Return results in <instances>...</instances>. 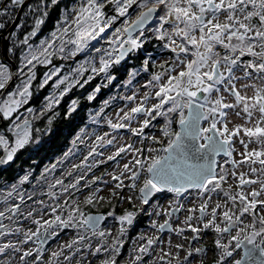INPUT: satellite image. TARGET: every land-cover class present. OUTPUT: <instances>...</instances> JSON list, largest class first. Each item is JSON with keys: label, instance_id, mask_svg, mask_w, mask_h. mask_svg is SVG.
Returning a JSON list of instances; mask_svg holds the SVG:
<instances>
[{"label": "snow or ice", "instance_id": "obj_1", "mask_svg": "<svg viewBox=\"0 0 264 264\" xmlns=\"http://www.w3.org/2000/svg\"><path fill=\"white\" fill-rule=\"evenodd\" d=\"M24 3L25 0H11V5ZM57 3L58 0H50L53 6ZM106 5L114 6L118 15L107 16ZM46 6V0H41V4L35 6L34 10L41 11L42 15L36 19L33 30L21 43L28 44V38L37 34L44 17L48 15ZM7 11L8 7H5L0 10V15ZM73 13L70 21L68 15H64V26L51 33V39L40 41L38 47L28 44L22 63L30 75L0 102L3 117H12L28 103L32 97V82L36 79L33 69L36 64H51V58L57 53L62 54L61 58L64 59L88 53L69 75L56 81L57 88L66 84L60 93L62 98L74 85L83 87L97 75L103 74L109 83L115 80L116 75L112 70L130 54L144 49L151 35L157 40L166 41L164 47L170 49L175 58L164 61L159 65V71L151 73L142 97H138L139 89L121 97L133 102L134 106L127 110L121 108L115 114L116 121L108 117L106 123L113 131L128 129L133 135L141 137L143 142V139L149 138L144 130L152 121L163 117L165 123L161 132L167 138V144L160 149L137 148L132 144L117 147L107 160L114 161L121 154H131V159L123 164L118 175H112L117 182L112 194L118 195V190L125 187L137 190L139 195L135 199L142 206H147L158 193L167 191L179 198L189 189H196L198 204L185 208L179 199L169 201V207H158L154 213L167 218L163 223L152 221L153 227L160 233L173 232L185 240L188 237L183 234L187 230L194 234L192 240L199 239L202 231L211 230L216 234L214 245L219 251L215 264H264V0H82ZM120 17L125 19L107 38L108 47H92L91 42L112 28ZM153 21L157 22L154 29L146 27ZM4 27L5 24L0 23V29ZM146 32L151 35H146ZM150 61V56L143 60V71H148ZM59 72L60 69L55 68L47 73L40 87ZM89 72L91 74L85 79V74ZM138 74V70H131L126 84L131 85ZM12 79L9 66L0 62V90L7 88ZM99 91L100 86H97L87 97L88 100H94ZM153 100L154 103L151 102ZM48 101L49 110L59 103L54 97H49ZM108 104V100L104 101V107ZM77 106L78 101L73 100L68 114L75 112ZM27 111L31 114L33 110L29 108ZM103 111L102 107L96 116L91 117L94 123L99 121ZM233 118L243 122L234 123ZM16 120L9 129L14 139L0 134V149L4 153L0 155V165L12 162L21 149L33 142L32 122L27 118L21 120L19 116ZM134 122L139 126L133 127ZM174 124L179 125V130L173 127ZM108 136L107 132L97 135L87 156L80 164H74L73 170L84 168L91 171L97 162L89 163V157L103 155L97 152V148L116 142L115 136L106 139ZM150 139L163 144L156 136ZM161 152L163 155L159 154ZM67 156L68 153L65 158ZM55 168L56 165H52L51 169L46 168L37 183L46 184V195L59 201L60 195L69 189L78 190L84 177L80 176L68 185L64 184L63 179L49 182L45 173ZM67 175L71 176L72 171ZM29 179L30 173L20 178L18 184L0 189V238L12 235L23 237L15 242L8 239L0 243V254L20 252V264H28L27 258L35 252L37 255L32 264H36L44 245L51 238L63 229L73 228L78 232L77 238L64 247L71 249L92 237L99 238L100 243L93 254L107 255L106 259L100 260V264H117L116 257L124 244L121 237L127 231L126 225L134 223L138 211H143V207L115 217L120 226L117 236L112 237L109 243L108 238L112 233L102 224L108 217L114 216V212L107 215L85 213L78 199H65L63 203L53 204L39 200L35 202L37 207L25 214L22 205L26 202V194L20 191V186ZM230 179L232 183H229ZM125 180L128 181L127 185ZM57 186H60L59 194L53 191ZM99 192L97 188L85 196L83 205L94 206L104 201L103 196L97 195ZM214 196L217 199L214 200ZM126 199L133 201L134 198L128 196ZM27 200H32V195H27ZM182 211L188 213L181 222L182 226L173 227V217L178 219ZM21 216L30 220L35 230H25L19 225L10 226L17 224ZM5 220L10 223L6 224ZM140 239L146 242L135 250L137 254L132 264H140L153 246L163 243L160 236H141ZM30 241L35 247L24 251L21 245ZM86 246L91 247L90 244ZM241 248L244 250L243 256L235 258L234 254ZM181 250L186 251L183 259L180 257ZM76 251H80L79 247ZM206 251V247L185 249L182 243L173 246L169 239L168 250L161 248L156 260L150 264H173V259L176 264H192L190 258L203 256ZM61 256H64L63 248L53 251L49 264H59ZM64 259L69 260L70 257L64 256ZM0 264H13V261L10 258L0 260ZM199 264H204L203 259L199 260Z\"/></svg>", "mask_w": 264, "mask_h": 264}, {"label": "flooded vegetation", "instance_id": "obj_2", "mask_svg": "<svg viewBox=\"0 0 264 264\" xmlns=\"http://www.w3.org/2000/svg\"><path fill=\"white\" fill-rule=\"evenodd\" d=\"M130 13H132V9L129 10ZM114 15H118L115 13ZM113 15V16H114ZM124 17H120L115 21V23L112 25L115 28L120 26L123 21ZM154 22V21H153ZM161 42V41H160ZM161 49L159 52V56L156 59L155 62V70L159 71V65L163 63L164 61H172L175 58V54L171 52L170 49H167L164 47V44L161 42ZM137 54V52L130 54L128 57H126L125 61L122 62L120 65L124 64L127 61H132L134 56ZM114 74L116 75V79L111 83L107 81V79L101 80L98 78V83H96L93 87L94 89L97 86H100L102 88V91L100 93L96 94V98L94 100H89L90 102L92 101H100L103 102L107 97L111 96L112 93H118L119 89H121V92H123V86L127 85L126 90L128 92L132 91L131 89L136 87L135 85H138L136 89H139L138 92V97H142L144 91L147 89L144 87L146 81L151 78V72L146 75H141V79L138 81L137 84L134 85V80L131 85L126 84V81L129 78V73L125 74L124 77H120V74L116 72V68L112 70ZM138 74L137 76H139ZM108 82V83H106ZM6 93V91H5ZM90 95V92H89ZM155 102V100L151 101ZM118 106V99L116 96L110 102L108 108H106V111L112 112L114 111ZM28 107H31L33 110L32 113L30 114L28 111L22 114V110H19L15 112L12 117L10 118H2L0 120V134L6 135L10 140L14 139L13 133L9 131L11 129L13 123L17 122L16 117L19 116L21 120L24 118L27 119H32V140L33 142L26 146L25 148L21 149L15 156L14 160L10 162L9 164L5 165H0V189H7L10 185L16 183L18 184L20 181V178H22L24 175L30 173V179L28 182H25L23 185L20 186V191L24 192L25 195V204L22 205V210L26 214L31 208L37 207L36 201L43 200L45 201L46 204H53L56 202L63 203L65 199L71 200V199H78L81 202V207L82 210L85 213H91V212H102L105 215L109 212H114V216L108 217L107 220L102 224V227L107 228L111 231L112 236L108 238V242L111 243L112 237L117 236L118 234V229H119V222L115 217L124 214L125 211H138L141 207H143V211H138L137 217L134 221V223L131 226H127V231L124 234L123 237H121L124 241V244L121 248L120 254L116 257L117 264H132V261L137 254L135 251L138 249L139 245H142L146 241L141 240V236H153L151 234L154 230L156 231L157 229L153 227L152 221H157L158 223H163L164 219L167 217L165 215L161 216H156L154 213L157 210V208H167L169 207V201L175 202L177 199H179V202L185 205V208L192 207L195 204L199 203L198 199V190L196 189H189L187 193H184L182 196L177 198L175 194L164 191L161 193L156 194L150 205L147 206H142L141 204L139 205L138 203L133 201H128L125 196H113L112 191L109 195H103L100 193H97L99 196H103L105 199L104 201H100L96 203L94 206L89 205L85 206L83 205V199L85 196L89 195L91 192H94L97 188H99V184L101 182L100 174H97L96 172H90L87 174V176H92V179L86 180V178H83L80 181V185H78V190L74 189L73 192L65 196H60L59 201H55L50 199L46 193L48 191L46 184L41 183L38 184L37 181L40 180L41 174L44 173L43 169L48 166L51 162H49L44 168H42L40 171L38 169V159H37V150H38V143H37V133L38 129L36 128V124L34 123L35 118L38 116L37 112L39 109L41 110H49L47 105H43L41 107H37L36 105H28L26 106L23 110H26ZM68 109L70 106H67ZM55 108L53 106L51 109ZM50 109V110H51ZM40 112V111H39ZM2 114V113H1ZM26 114V115H25ZM28 114V115H27ZM3 116V115H2ZM47 116H51V114H47ZM73 117H78L79 121H66L65 129L62 131V133L65 135L67 139V147L65 148L63 154L69 150V148L73 147L74 145H78L77 142H73L74 140L77 141L79 137H84V128L86 125V122L83 119V114H78V115H73ZM143 117H141V120ZM165 120L163 117H158L156 120L152 121V124L144 130V134L146 137H149L148 139H143V142H141V137L135 136L131 133V137L127 140H124L122 143L123 144H132L137 148H156L160 149L163 146H166L167 144V138L163 137L161 128L164 125ZM73 125V126H70ZM76 125V126H75ZM136 127L139 126L138 123H135ZM176 130H179V125L174 124L173 125ZM52 133H55L56 130L52 129ZM151 136H156L158 141H163V144L159 142H154L150 139ZM78 148V147H77ZM3 150L0 149V155H3ZM157 153H152V155H156ZM163 155V153H159ZM145 155H148L145 153ZM118 158V157H117ZM219 159V158H218ZM114 161H109V165H111ZM39 171V172H38ZM63 172H49L45 173V175L51 177L60 176L62 175ZM81 175L79 174L78 177ZM84 175L83 177H87ZM99 177L100 179L97 180L96 178ZM65 182L68 181V176H66L63 179ZM95 181V183L89 184V182ZM52 182V180L50 181ZM128 183V182H127ZM126 183V185H127ZM229 183H232L231 179L229 180ZM65 184V183H64ZM88 184V187H85V185ZM68 185V184H65ZM226 187V186H225ZM60 186H57L54 190H58ZM125 189V188H124ZM235 189V185H234ZM127 190L131 193L130 196H138L139 193L137 190ZM126 192H124L123 195H125ZM27 195H32V200H27ZM120 197V199H119ZM108 198V199H107ZM213 199H217V197H213ZM111 201V203H109ZM19 202V201H13ZM188 215L186 211H182L181 213L178 214V219L176 217H173L172 220V226L177 227V226H182L181 222L183 221L184 217ZM47 218V217H46ZM6 224L10 223L9 221L5 220L4 221ZM250 222V221H249ZM21 226L25 230L28 228H32L35 230V225L31 223L30 220H25L23 216L20 217V219L17 221V224H12L10 226ZM190 234L188 238V243L187 247H206L207 249V254L204 255L205 259L204 264H214L216 259L219 256V251L216 249L214 245V240L216 239V234L211 231V230H205L200 233V237L197 240H192V236L194 235L190 230H187L183 235L188 237V234ZM78 235V232L76 229L73 228H66L63 229L59 232V234L51 238L45 245H44V251L41 255V258L36 261V264H49V261L52 259L51 253L53 251H58L63 248L64 251V256L70 257L69 260H65L64 256H61L59 258V264H100V260L106 259L107 255L104 253H99V254H93L95 248L98 246L100 243L99 238L92 237L78 245H74L73 248L68 249L64 247L66 244L70 243L73 239H76ZM156 236H160L161 239L163 240L165 237H170V236H175L177 239L183 238L180 235H177L173 232H168L165 231L164 233L157 232ZM22 236H17V235H12L10 237H5V238H0V243L7 242L8 239H12L14 242L22 239ZM138 241L139 245L136 247L134 246V242ZM90 244L91 247H87L86 245ZM156 246V245H155ZM153 246V249L155 248ZM24 251H27L29 248H34L35 244L33 242H28L27 244L21 245ZM79 247L80 251L77 252L76 248ZM153 249L151 250L150 254L148 256H145L143 258V261L140 262V264H146L147 260L150 258L151 255L154 254ZM243 248L238 249L237 252L234 254L235 258H241L243 256ZM22 255V253L17 252V253H11L9 251L8 255L0 254V260H5V259H11L13 261V264H20L19 262V257ZM37 254L34 252L32 257H28V264H32L33 259L35 258ZM186 255V251L183 257ZM197 256H194L190 258L192 260V264H199L194 262L195 258Z\"/></svg>", "mask_w": 264, "mask_h": 264}, {"label": "trees", "instance_id": "obj_3", "mask_svg": "<svg viewBox=\"0 0 264 264\" xmlns=\"http://www.w3.org/2000/svg\"><path fill=\"white\" fill-rule=\"evenodd\" d=\"M4 0H0V6L2 5ZM82 0H58L56 5H51L50 0H46V8L45 10L48 12V15L44 17V23L40 25L39 31L33 37L28 38V44L30 42H36L40 39L49 37L52 32H54L58 27L64 26L63 17L65 14L68 17H71L74 13L73 10L77 9ZM41 4V0H33L29 3V5L25 8L22 17L20 19L19 24L11 34L9 38V53L11 58L14 60L16 65L19 64V51L24 48L27 44L21 43L25 37H28V34L33 30L36 19L40 18L42 15L41 11L34 10L35 6ZM6 7H8V11L0 15V23H4L5 27L0 29V35L5 33L7 29L13 23L17 12L20 8V5H11V0L7 3ZM4 9V8H3ZM2 9V10H3ZM105 12L107 16H113L116 12L114 6L106 5ZM115 23V22H114ZM156 21L152 23V25L148 28H155ZM146 35H151L150 33L146 32ZM22 44V48H18V42ZM0 42L2 44V39L0 37ZM161 42L157 40L154 35H151L150 40L146 43L145 48L138 51L137 54L132 58V61H127L122 65L116 66V72L120 74V77H124L125 74L129 73L131 70L136 69L139 71V76H137L134 80V84H137L138 81L141 79V75H146L151 72H156L155 70V62L157 57L159 56V52L161 49ZM69 47H71L69 45ZM60 53L54 55L51 64H47V68H51L52 66H63L70 72L73 68L75 63L73 62V58H61ZM63 55H66L63 54ZM151 57L150 66L148 71L142 70V62L147 57ZM82 55H77L76 59H81ZM8 65L11 64L6 61ZM61 66V67H62ZM44 71V66L42 64H37L35 68L36 72V79L32 82V97L28 101V105H36L37 107H41L45 105L48 101V93L52 90H56L58 92H62L64 85H60L59 88L53 85L55 78L53 77L49 82L40 87L41 80L43 78L42 72ZM66 72V70H61L60 74ZM87 74V73H86ZM89 72L87 75H90ZM87 75H85L87 77ZM100 75L94 77L93 80L88 82L86 85L81 87L80 85H74L71 90L66 92L63 97H59V103L54 104L55 108L51 110H41L38 116L35 118L34 123L36 124V128L38 129L37 133V143H38V150H37V159H38V169L39 171L44 168L49 162H53L57 158H60L63 155L65 148L67 147V139L62 131L65 129L67 125H65L66 121H75L78 122V117H73V115L83 114V119L87 122L88 114L91 108L97 110L98 106H100V102L97 100L90 102L88 100L90 89L98 82L97 78ZM66 85V84H65ZM9 86V87H8ZM8 89L0 90V94H2L5 90L6 93L9 89L14 88L13 82L9 85ZM5 95V94H4ZM117 95H121V89H119ZM78 101V106L75 112H72L70 115L69 109L67 106H70L72 101ZM121 102L118 99V104ZM43 112V115H40ZM47 114H51V116H47ZM49 120H51V124H49ZM73 126V125H70ZM76 126V125H75ZM41 127V128H40ZM55 129L56 132L52 133L51 130ZM38 171V172H39ZM120 199V197H119Z\"/></svg>", "mask_w": 264, "mask_h": 264}, {"label": "rangeland", "instance_id": "obj_4", "mask_svg": "<svg viewBox=\"0 0 264 264\" xmlns=\"http://www.w3.org/2000/svg\"><path fill=\"white\" fill-rule=\"evenodd\" d=\"M73 15L71 17H69V21L72 19ZM133 18H134V14H133ZM113 30H114V27L112 26V28L108 29L105 33H103L100 38H98L95 41H92L91 42L92 47H101V46H103L105 48L108 47L107 38L110 36V34H111V32ZM45 39H51V35L49 37L40 39V40L36 41L35 43L34 42H30L29 44L32 45L33 47H38L40 45V41L45 40ZM21 45L22 44L19 41L18 42V46H19L18 48L19 49L22 48ZM1 47L2 46H1V42H0V62L6 63V60L3 58ZM27 51H28V44L19 51V64H18V66L16 65L15 67H13L12 65L10 66V65H8L6 63L9 66V68L11 69V71H12V74H13V79H12L13 81L12 82L14 84V88L9 89L8 92L15 91L16 90V86L22 84V82L27 79V76L30 75V73L28 72V68L24 67V65L22 63L23 56H24L25 53H27ZM89 51H91V48L89 49ZM79 55H82L81 59H78V58L76 59L77 56L73 58V62L75 63L74 68H76L78 66V64L85 59V57L88 55V53H81ZM42 65L44 66V71L42 72L43 78L41 80V83H43V81L45 79V75L47 73H50L55 68H59L60 71L61 70H66V72H63L61 74L59 72V74L57 76H53L55 78V81L53 83L54 86H56V81L59 78H62L64 76H66V75H69V73H70L62 65H61L62 67L56 65V66H52L51 68H47L46 67L47 64H42ZM29 67H31V66H29ZM35 68H36V66H35ZM35 68L33 69L34 72H35ZM21 69H23V71H21ZM35 74H36V72H35ZM87 74H85V75H87ZM85 79H86V76H85ZM99 79L104 80L106 78L104 77L103 74H101L99 76ZM97 80H98V78H97ZM81 83L83 84V80L81 81ZM106 83H108V82H106ZM84 85H86V84H84ZM135 86L136 87L131 89L132 90L131 92L130 91L128 92V90H126L127 85H125V87L123 86L124 89H123V92H121V95L118 96L114 92V93H112L111 96L107 97L104 100V101L108 100L109 104H110V102H112L113 98L116 96V98L121 101V102H119L117 108L114 111H112V112L106 111V108H108L109 104H108L107 107H104V101L101 102V105L98 106L97 110L91 108V110L89 111V114H88L86 125H84L85 126V128H84V137H79L77 141H75V140L73 141V142H77L78 145H74V143H73L72 144L73 147L69 148V150H67L63 155H61L60 158H57L56 160L51 162L48 166H46L43 169V172H44V170L46 168L47 169H51L52 165H56V168L53 171H51V172H63L62 175L56 176V178L55 177H51V175L50 176L47 175V179H48L49 182L51 180H52V182H54L55 179H64L66 176H68L67 173L69 171H72V175L68 176V181L67 182L64 181L65 184L74 183L76 178H78L79 174L81 176H84V175L87 176V174L90 173V172H96L97 174H100V178H101V182L99 184V189H100L99 193L103 194V195H109L111 193L110 191L113 192L117 182L112 179V175L113 174H116V175L119 174V172L121 171V169L123 167V164L127 163L128 160L131 159V154H121V156L118 157L116 159V161L113 162L109 166H108L109 160H107V157L109 155H112L116 151L117 147H119L120 145H124L122 142L124 140L129 139L131 137V132L128 129H119V130L113 131L109 127V125L106 123V118L110 117L115 122L116 119H117L115 114L121 108H124L125 110H127L128 107L134 106L133 102H129V101L123 100V99H121V97L127 96V95H131L132 92L137 88L138 85H135ZM65 87H66V85H64L62 91H64ZM93 91H94V87L92 89H90V94H92ZM7 93H5V95L4 94H0V102H2L4 99L7 98ZM48 95H49V97H54V98L59 99L60 92H58L56 90H52V91H50L48 93ZM48 102L49 101H47V103L45 105H48ZM97 102H100V101H97ZM25 107L26 106L23 105L21 108H19V110H22V114L27 112V110L29 108L31 109V107H28L26 110H23ZM102 107L104 108V111L101 114V116L99 117V121L94 123L92 121L91 117L96 116L97 112H99ZM39 111H41V109L38 110L37 114L39 113ZM2 118H3V116L0 113V120ZM233 120H234V123H242L243 122L242 120L235 119V118H233ZM133 127H136L135 122L133 123ZM230 127H231V125H230ZM106 132L109 133V136L106 137V139H111L113 136L116 137L115 144L111 145V146H106L104 148H97V152L98 153H103V155H95L94 154L92 157H89V163H92L93 161L97 162L96 165L94 167H92L91 171H89L87 169H84V168L73 170L72 166L74 164H80L83 161L84 157L87 156L88 151L90 149V146L95 143V137L97 135H103ZM237 147L240 148V151H243V149L238 144H237ZM66 153H68L67 158H65V154ZM237 159H239V157H237ZM99 161H104V162L103 163H99ZM84 178H86V180H89V179H92L93 177L92 176H87V177H84ZM127 182H128L127 180L124 181L125 185H126ZM73 190L74 189H69V191L67 193H65L63 195H60V196L67 197V195L70 194L71 192H73ZM54 191H56L59 194L60 188L58 190H54ZM124 192H126L125 195H123ZM118 195L121 196V198H122V196H125V197L130 196L131 193L125 187V189L123 188V189L118 190ZM136 197H137L136 195L133 196L134 202L138 203L140 205V201L138 199H135ZM157 232H158L157 230L156 231L154 230L151 233V234H153V237L156 236ZM187 234H188V232H187ZM189 236H190V234H188V238H189ZM169 239H171V242H172L173 246L175 244H177V243H182V244L185 245V249H186L187 243H188V239L187 240H185L184 238L177 239L176 237L168 238L164 242L165 245L158 244V245L155 246V248L153 249L154 254L150 256V258L147 260L146 264H150L151 261H155L156 260V257L160 253V249L161 248H163L165 251L168 250V241H169ZM137 245H139V242L135 241L134 242V246L136 247ZM140 246L141 245H139L138 247H140ZM172 251H173V253H175L176 249L173 247ZM184 253H185V250H181L180 251V257H182L184 255ZM206 254H207V252H206ZM206 254H204V255H206ZM204 255L203 256H197L195 258L194 262L199 263L200 259L204 260L205 259ZM173 264H176L175 259H173Z\"/></svg>", "mask_w": 264, "mask_h": 264}, {"label": "water", "instance_id": "obj_5", "mask_svg": "<svg viewBox=\"0 0 264 264\" xmlns=\"http://www.w3.org/2000/svg\"><path fill=\"white\" fill-rule=\"evenodd\" d=\"M33 0H25V3L20 5V8L17 12V15L13 21V23L11 24V26L7 29V31L5 33H2L0 35L1 39H2V44H1V50H2V54H3V58L8 61L13 67L16 66L14 60L11 58L10 53H9V38L11 36V34L13 33V31L15 30V28L17 27V25L20 22V19L22 17V14L25 10V8L29 5L30 2H32ZM9 2V0H4L2 5L0 6V10H2L3 8L6 7L7 3ZM153 22H150L149 26L146 27H150L152 25ZM126 59V58H125ZM125 61V60H124ZM122 61V62H124ZM13 81V80H12ZM12 81L10 82V84L12 83ZM114 81V80H113ZM112 81V82H113ZM111 82V83H112ZM9 84V85H10ZM9 87V86H8ZM8 87L6 88V90L8 89ZM5 90V91H6ZM5 91L2 94H5ZM102 91V88L100 87V91L98 93H100ZM32 122V119H29ZM92 214H104L102 212H91ZM105 215V214H104ZM215 264V263H214Z\"/></svg>", "mask_w": 264, "mask_h": 264}, {"label": "built area", "instance_id": "obj_6", "mask_svg": "<svg viewBox=\"0 0 264 264\" xmlns=\"http://www.w3.org/2000/svg\"><path fill=\"white\" fill-rule=\"evenodd\" d=\"M163 44H165L166 43V41H161ZM175 236H170V237H165L164 239H163V243H162V245H165V240H167L168 238H174Z\"/></svg>", "mask_w": 264, "mask_h": 264}, {"label": "bare ground", "instance_id": "obj_7", "mask_svg": "<svg viewBox=\"0 0 264 264\" xmlns=\"http://www.w3.org/2000/svg\"><path fill=\"white\" fill-rule=\"evenodd\" d=\"M41 128V127H40Z\"/></svg>", "mask_w": 264, "mask_h": 264}]
</instances>
